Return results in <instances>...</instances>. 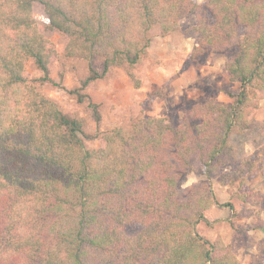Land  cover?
Listing matches in <instances>:
<instances>
[{
  "label": "trees",
  "instance_id": "16d2710c",
  "mask_svg": "<svg viewBox=\"0 0 264 264\" xmlns=\"http://www.w3.org/2000/svg\"><path fill=\"white\" fill-rule=\"evenodd\" d=\"M34 3L47 26L36 24ZM207 7L213 20L194 29L195 49L234 45L226 63L239 83L233 104L194 105L176 126L139 119L127 132L106 133L105 148L92 151L80 122L24 76L32 60L43 73L38 82L54 85L49 69L57 52L41 31L64 35L68 57L102 59L100 72L90 66L86 85L113 67L137 65L150 45L148 30L172 33L196 3L0 0V264H239L228 247L197 232L209 204H195L194 192L179 193L178 185L193 161L207 178L215 172L230 154L228 136L244 131L255 110L250 96L264 90V0H207ZM205 191L210 195L209 186ZM134 226L139 231L127 236Z\"/></svg>",
  "mask_w": 264,
  "mask_h": 264
},
{
  "label": "rangeland",
  "instance_id": "374dc122",
  "mask_svg": "<svg viewBox=\"0 0 264 264\" xmlns=\"http://www.w3.org/2000/svg\"><path fill=\"white\" fill-rule=\"evenodd\" d=\"M193 1L197 8L180 19L172 33L165 34L158 26L148 30L150 45L134 67H113L104 77L84 85L90 66L101 71L102 59L68 57L66 37L44 29L41 33L57 52L49 69L54 85L38 82L43 73L32 60L25 62L24 76L65 115L80 122V138L92 151L105 148L106 133L116 129L127 132L139 119L164 118L176 126L184 111L194 105L215 102L231 106V95L239 91V83L230 78L226 63L235 55V47L230 43L215 53L195 49L194 29L200 21L210 25L213 19L207 0ZM32 13L37 25H48L42 5L34 3ZM92 105L99 121L93 116ZM249 105L255 110L244 131L228 136L230 154L223 157L224 163L207 178L204 168L193 161L182 172L178 192L191 189L195 204H209L207 224L200 222L196 227L203 238L228 247L239 264H264V90L250 96ZM206 186L210 195H206ZM138 231L136 226L124 230L127 236Z\"/></svg>",
  "mask_w": 264,
  "mask_h": 264
},
{
  "label": "crops",
  "instance_id": "0c3cea01",
  "mask_svg": "<svg viewBox=\"0 0 264 264\" xmlns=\"http://www.w3.org/2000/svg\"><path fill=\"white\" fill-rule=\"evenodd\" d=\"M261 250V249H260ZM240 257H239V255H238V259H239Z\"/></svg>",
  "mask_w": 264,
  "mask_h": 264
}]
</instances>
